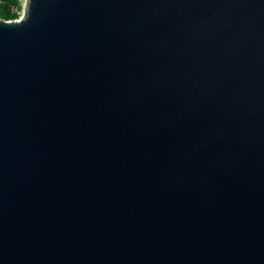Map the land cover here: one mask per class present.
<instances>
[{
	"label": "water",
	"instance_id": "obj_1",
	"mask_svg": "<svg viewBox=\"0 0 264 264\" xmlns=\"http://www.w3.org/2000/svg\"><path fill=\"white\" fill-rule=\"evenodd\" d=\"M0 264H264V0L0 20Z\"/></svg>",
	"mask_w": 264,
	"mask_h": 264
},
{
	"label": "clouds",
	"instance_id": "obj_2",
	"mask_svg": "<svg viewBox=\"0 0 264 264\" xmlns=\"http://www.w3.org/2000/svg\"><path fill=\"white\" fill-rule=\"evenodd\" d=\"M31 2L32 0H18L20 7L15 10V16L13 18L0 17V20H2L3 23L8 26H12L14 24L20 25L22 22H25L28 19ZM21 14H23L22 19Z\"/></svg>",
	"mask_w": 264,
	"mask_h": 264
},
{
	"label": "trees",
	"instance_id": "obj_3",
	"mask_svg": "<svg viewBox=\"0 0 264 264\" xmlns=\"http://www.w3.org/2000/svg\"><path fill=\"white\" fill-rule=\"evenodd\" d=\"M9 5L18 8V0H0V17L13 18L15 16V13L10 11Z\"/></svg>",
	"mask_w": 264,
	"mask_h": 264
},
{
	"label": "rangeland",
	"instance_id": "obj_4",
	"mask_svg": "<svg viewBox=\"0 0 264 264\" xmlns=\"http://www.w3.org/2000/svg\"><path fill=\"white\" fill-rule=\"evenodd\" d=\"M19 7H20V5H19ZM16 9H17L16 7H12V8H11V12L15 13V10H16Z\"/></svg>",
	"mask_w": 264,
	"mask_h": 264
},
{
	"label": "built area",
	"instance_id": "obj_5",
	"mask_svg": "<svg viewBox=\"0 0 264 264\" xmlns=\"http://www.w3.org/2000/svg\"><path fill=\"white\" fill-rule=\"evenodd\" d=\"M12 7H14V6H12V5L10 6V5H9L10 11H11V8H12Z\"/></svg>",
	"mask_w": 264,
	"mask_h": 264
},
{
	"label": "snow or ice",
	"instance_id": "obj_6",
	"mask_svg": "<svg viewBox=\"0 0 264 264\" xmlns=\"http://www.w3.org/2000/svg\"><path fill=\"white\" fill-rule=\"evenodd\" d=\"M23 18V14H21V19Z\"/></svg>",
	"mask_w": 264,
	"mask_h": 264
}]
</instances>
